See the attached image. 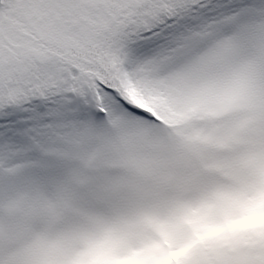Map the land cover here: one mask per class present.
Segmentation results:
<instances>
[{
  "label": "snow or ice",
  "instance_id": "1",
  "mask_svg": "<svg viewBox=\"0 0 264 264\" xmlns=\"http://www.w3.org/2000/svg\"><path fill=\"white\" fill-rule=\"evenodd\" d=\"M0 264H264V0H0Z\"/></svg>",
  "mask_w": 264,
  "mask_h": 264
}]
</instances>
